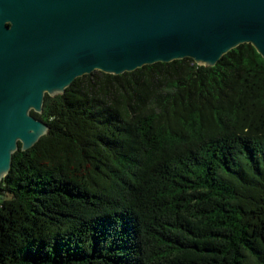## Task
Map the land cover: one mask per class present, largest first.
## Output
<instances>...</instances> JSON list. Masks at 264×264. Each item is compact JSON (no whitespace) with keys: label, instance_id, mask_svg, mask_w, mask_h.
<instances>
[{"label":"trees","instance_id":"trees-1","mask_svg":"<svg viewBox=\"0 0 264 264\" xmlns=\"http://www.w3.org/2000/svg\"><path fill=\"white\" fill-rule=\"evenodd\" d=\"M0 182V264H264V58L251 43L93 71Z\"/></svg>","mask_w":264,"mask_h":264},{"label":"water","instance_id":"water-1","mask_svg":"<svg viewBox=\"0 0 264 264\" xmlns=\"http://www.w3.org/2000/svg\"><path fill=\"white\" fill-rule=\"evenodd\" d=\"M251 43L264 58V0H0V182L47 133L46 94L95 71L193 58L215 66Z\"/></svg>","mask_w":264,"mask_h":264}]
</instances>
